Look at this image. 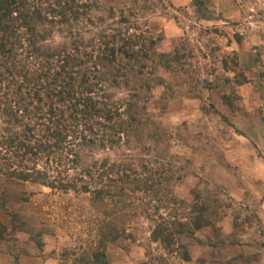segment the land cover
<instances>
[{
  "label": "trees",
  "instance_id": "1",
  "mask_svg": "<svg viewBox=\"0 0 264 264\" xmlns=\"http://www.w3.org/2000/svg\"><path fill=\"white\" fill-rule=\"evenodd\" d=\"M166 4L170 0H0V175L89 196L95 207L110 209L99 223L97 248L74 253L72 264H110L108 244H136L128 228L144 217L153 224L147 246H157L147 253L151 264L168 262L159 247L174 264H191L190 248L205 244L197 235L215 225L223 189L198 184L191 188L192 200L176 196L177 181L195 178L193 163L172 153L174 143L185 139L147 108L155 89L164 88V101L170 100L166 90H174L160 68L192 78L183 63L186 47L158 54L162 36L143 23ZM189 7L198 19L213 20L200 0ZM232 56L224 70L242 86L247 77L238 71L234 51ZM193 83L199 87L198 80ZM121 150L125 154L117 161L93 158ZM13 218L16 234L23 228ZM6 231L0 221L1 242ZM35 241L43 251L39 236Z\"/></svg>",
  "mask_w": 264,
  "mask_h": 264
},
{
  "label": "rangeland",
  "instance_id": "2",
  "mask_svg": "<svg viewBox=\"0 0 264 264\" xmlns=\"http://www.w3.org/2000/svg\"><path fill=\"white\" fill-rule=\"evenodd\" d=\"M200 1L213 20L198 19L189 7L191 0H170L165 11L143 20L152 34L162 36L158 54L186 47L183 63L189 65L192 77L165 74L160 68L159 75L172 84L174 93L166 90L170 100L164 101V88L155 89V99L147 108L174 126L177 138L185 139V144L174 143L172 153L193 163L195 178L177 181L176 196L192 200L191 188L198 184L204 189H223L215 225L197 235L205 244L190 248V263L202 264L203 259V264H264V0ZM237 34L242 41L236 40ZM233 51L238 71L247 77L242 86L231 81L234 73L224 70V60L230 61ZM152 65L159 67L160 63ZM197 80L199 87L193 88L191 82ZM207 83L212 85L208 90ZM124 154L123 150L118 154L96 152L93 158L109 155L117 161ZM0 204L5 205L0 221L7 227V240L0 241V264H72L76 255L97 248L99 223L109 218L110 210L95 207L89 196L1 175ZM14 216L23 228L16 234L12 233ZM152 226L144 217L128 228L137 236L136 244L126 239L108 244L110 264H151L147 253L157 249L147 246ZM38 236L43 251L36 244ZM159 248L168 261L164 264L176 262ZM63 252L70 255L67 261L61 258Z\"/></svg>",
  "mask_w": 264,
  "mask_h": 264
},
{
  "label": "crops",
  "instance_id": "3",
  "mask_svg": "<svg viewBox=\"0 0 264 264\" xmlns=\"http://www.w3.org/2000/svg\"><path fill=\"white\" fill-rule=\"evenodd\" d=\"M200 261H205V260H203V259H200Z\"/></svg>",
  "mask_w": 264,
  "mask_h": 264
}]
</instances>
